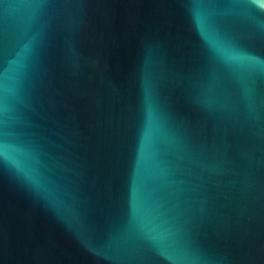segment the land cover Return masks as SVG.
Instances as JSON below:
<instances>
[{"label":"water","instance_id":"95a60500","mask_svg":"<svg viewBox=\"0 0 264 264\" xmlns=\"http://www.w3.org/2000/svg\"><path fill=\"white\" fill-rule=\"evenodd\" d=\"M0 264H264V0H0Z\"/></svg>","mask_w":264,"mask_h":264}]
</instances>
